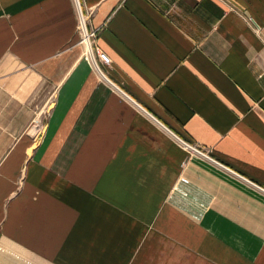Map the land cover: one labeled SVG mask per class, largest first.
<instances>
[{
    "label": "crops",
    "instance_id": "0c3cea01",
    "mask_svg": "<svg viewBox=\"0 0 264 264\" xmlns=\"http://www.w3.org/2000/svg\"><path fill=\"white\" fill-rule=\"evenodd\" d=\"M79 4L215 162L75 0H0V264H264V0Z\"/></svg>",
    "mask_w": 264,
    "mask_h": 264
},
{
    "label": "water",
    "instance_id": "95a60500",
    "mask_svg": "<svg viewBox=\"0 0 264 264\" xmlns=\"http://www.w3.org/2000/svg\"><path fill=\"white\" fill-rule=\"evenodd\" d=\"M76 1V5H77V8H78V12H79V15H80V19H81V22H82V26H83V31H84V34H85V37H86V42H87V45H88V48H89V52H90V55H91V58H92V61L94 62V65L96 67V69L98 70V72L102 75V77L108 82L110 83L112 86H114L117 90H119L125 97H127L130 101H132L136 106H138L141 110H143L148 116H150L156 123H158L160 126H162L166 131H168L172 136H174V138H176L179 142H181L184 146H186L187 148H189L190 150L204 156L205 158L211 160V161H214L211 157L207 156L205 153H203L202 151L196 149L195 147H193L192 145L188 144L187 142H185L184 140H182L181 138H179L176 134H174L171 130H169L166 126H164L160 121H158L156 118H154L151 114H149L145 109H143L139 104H137L134 100H132L127 94H125L121 89H119L115 84H113L106 76L105 74L101 71L98 63H97V60L94 56V53H93V50H92V47H91V44H90V41H89V38H88V33H87V30H86V26H85V23H84V19H83V15H82V11H81V7H80V4H79V0H75ZM215 162V161H214Z\"/></svg>",
    "mask_w": 264,
    "mask_h": 264
},
{
    "label": "built area",
    "instance_id": "2783aa9c",
    "mask_svg": "<svg viewBox=\"0 0 264 264\" xmlns=\"http://www.w3.org/2000/svg\"><path fill=\"white\" fill-rule=\"evenodd\" d=\"M89 38V37H88ZM95 56V55H94ZM97 57L98 59L105 65H110L111 64V59L110 57L101 51H97ZM96 58V57H95ZM97 60V59H96Z\"/></svg>",
    "mask_w": 264,
    "mask_h": 264
}]
</instances>
